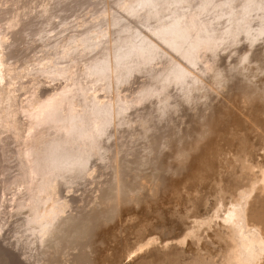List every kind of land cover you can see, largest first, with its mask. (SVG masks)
I'll return each mask as SVG.
<instances>
[{
	"label": "bare ground",
	"instance_id": "obj_1",
	"mask_svg": "<svg viewBox=\"0 0 264 264\" xmlns=\"http://www.w3.org/2000/svg\"><path fill=\"white\" fill-rule=\"evenodd\" d=\"M57 1L58 5L63 2L62 0L61 2L59 0ZM48 5L46 6L45 3V7L40 11L42 14L51 12V7ZM99 9V14H96L95 21L93 22L94 19H92V21L88 20L89 22H85L86 25H83L86 29L84 28L81 32H77V34L67 35L68 37L66 36L62 40L56 39L54 42H49L50 36L47 35V28L45 29V27H42L41 29L35 30L37 31V36L40 35L39 39L43 40L46 38L47 42L50 43L46 46L50 45V48L52 47L56 52L53 56L49 55L46 60L43 58L39 60V62L37 61L38 63H33L34 65H31L32 68L28 66L25 73L18 72L17 69V72L13 73L15 70H13L14 68L12 69V66L10 67L8 61V56L12 54H10V52H13L10 51V48L15 44L17 39L15 38L16 41L10 39L6 32H0V142H4L6 137H8H3V133H10V137L8 138L15 139L16 142L19 143L17 150L14 151V156L18 159L19 169L18 172L11 175L10 184L15 186L14 197L12 198L14 203L13 206L18 213L24 215L19 225V228H21L19 231L21 233V239L19 240H23L22 242H25L28 247L31 246L29 248H31L32 251L38 252H36V254L29 253L28 257H30V259L37 254H39V256L41 254L47 255L46 253L50 248L52 249L54 246L60 245L62 241L66 240V243L67 240L71 241V239H75L79 236L81 237L82 233L84 236L86 226L88 223H91L90 221L93 220L96 212L94 216L89 212L85 214H77L78 211H76V213L68 212V208L72 206H70V203L73 202L71 201L73 198L70 200L69 198L67 199L60 196L59 183L64 182L65 184H70L76 181V179L88 178L93 175L92 172H94V169L92 170L91 159L94 157L95 161L96 159H101L102 162H104L103 160L105 159L117 157L118 154L117 156L111 154V157L107 154V152L110 151L109 149H112L110 148L111 145L107 142L110 141L109 138L112 136L114 137L115 133L118 134L119 127L122 125L128 126V124L134 123V120L141 125L147 124L145 128H143L144 126L142 125L141 132H143L144 129L147 130L152 124H154V126L156 125V122H151V118H149V120L146 119L152 117L151 115L149 116V114L152 113L149 112L148 117H146L147 114L144 115L146 112L143 111L146 109H143V107H141V109L138 108L139 110L137 109L136 111L145 113L141 115L142 113L139 112L140 115L138 113L137 118L134 119L132 116V118L129 116V110L137 108L139 106L138 104L144 101L146 104L149 102L146 100H152L155 97L156 100H152V103L155 105H152L157 106L156 109L161 111H158L159 114L155 111L156 109H154V112L158 113L159 116L161 114V116H166L167 113L164 114L166 110L176 109L175 111H177L178 107L179 110L184 108L180 106L183 101H181L182 98L186 99V103L193 100H195L194 102L196 103L203 98L200 102L205 103L208 112L209 108L207 107H209V101L212 99L208 98L210 97V93L208 92L213 91L212 93H214V91H222L221 89H229L230 86L233 89L232 86H235L233 80L237 78H234L235 71L236 73L239 71L242 75L244 72L241 70H245V72L248 70V73H245L246 78H243L245 79L243 83L245 87H241L242 89L246 90L245 88H247L245 82L249 83V89L252 91L255 89L258 90L259 87L255 86V83L258 81L253 83L254 80H252V74H250L249 70L254 69V65L257 64L256 62H258V64L260 63L259 59H261V57L262 59L264 58V0H110ZM130 16L139 18L140 21L138 19L136 20L138 24L133 21L135 18L131 20ZM50 18L49 20H52ZM21 21L23 20H21V18L18 19L17 16L16 18L12 17L9 19L8 26L10 29L12 28L14 30ZM102 21L108 23L103 25ZM27 29L28 28H26V30ZM16 31L14 30V32ZM22 34V36H24L26 33ZM34 36H36L35 33ZM244 38L247 39L246 41L248 43L242 44L243 47H240L239 50L237 44L241 43ZM257 45L260 49H258ZM260 45H262V48ZM233 46H235V48ZM228 48H230L231 51ZM225 49H228L229 52L232 53H235V50L236 53L238 51L239 55H236V57L239 56L238 60L235 55L232 54V57H234L233 63L228 62L229 64H225L226 62H224V60L220 62L225 58L221 57L222 55L220 52H223ZM257 54H259V59L255 57ZM227 56L229 58L230 54L226 55V57ZM232 57H230V59ZM253 58H256V61H253ZM63 59L67 60L65 61ZM257 59L259 61H257ZM262 61L263 64L261 63L260 66L256 65L255 68L257 70L260 68L264 71V60ZM250 63L255 64L252 65ZM249 64L253 67L251 68ZM139 71L149 73V76L146 73L147 80L140 82L141 84L137 87L132 86L133 88H130L131 93L129 95L123 94L121 86L124 83L127 84L132 76ZM258 71L260 72V70ZM31 73L35 78L33 79V85L29 86L32 93L28 99L24 101L26 103L21 102L22 100L18 101V96H15L13 88L11 89L10 85H13V80L17 78L21 79L25 74L29 75ZM38 73L45 75L44 78L50 79L52 82H54L53 80H61V78L64 82H59L60 84H56L55 87L46 86L44 82L48 83V81L39 79ZM239 73L236 75L239 76ZM239 81L243 82L242 76ZM248 83L247 86H249ZM240 84L242 85V83ZM238 85L236 87H238ZM262 85L264 84L262 83ZM262 85L260 84L261 87H263ZM23 86L24 85H22V87ZM174 88V92L177 90V93L175 92L176 94L171 92ZM242 89H237L238 91L236 90V92H239L237 94L240 95L242 92L243 94L241 95L245 96L246 94L245 98L250 97L249 100L251 101L256 90L254 93H248H253V95L247 96V91L250 90L247 88L248 90L244 93L245 91L243 92ZM197 91L200 93H196ZM232 91H235V89ZM258 91H262L259 95L263 94L262 88ZM100 92H104V94ZM223 92L225 94L227 93L225 91ZM223 92L219 95H224L222 94ZM212 93L210 94L211 97ZM256 94L255 96L258 97V93ZM178 97L181 99L178 100ZM217 97L219 98V96ZM16 98L18 100H16ZM258 98L261 100L262 96ZM249 100H247V102ZM206 101L209 103H206ZM215 101L216 99L213 98L211 101L212 104H214L213 102ZM255 101L253 104L249 103V105L256 104V107L259 103L264 101V95L263 101L261 100V102L259 101L258 103L257 100L256 102L258 104ZM194 102L191 103L194 105ZM184 103L185 101L183 105ZM198 103L196 105H198ZM145 104H142V106H146ZM212 104L210 108H213ZM152 105L150 101L151 107L149 105L147 106L153 111L152 108L154 107H152ZM217 106L216 103L214 107L216 108ZM258 107L259 106H257V108ZM257 108H254L255 112H258L255 110ZM261 108L257 110L262 112ZM191 109L190 111H192ZM201 109L199 108V110ZM262 109L264 110V107ZM212 110H214V108ZM214 112L215 110L209 112V114H214ZM175 113H172V115ZM196 114L198 113L196 112ZM202 114L203 112L199 115ZM204 114L206 115V112ZM209 114L207 113V115ZM262 114H264V111L261 115ZM22 115L27 117L26 121L21 120ZM205 115L203 117H205ZM154 117L156 118L158 116L155 115ZM152 120H154V118ZM148 121L152 124L148 123ZM148 124H150V126ZM130 126L131 125H129V127ZM146 126L148 127L146 128ZM151 127L149 130L152 132L153 130L151 129L156 130L158 126L156 128H153V126ZM149 132L145 133V136L146 134L148 135ZM130 134L132 133L130 132ZM138 135L139 134H137V136ZM142 135L141 137L134 136L137 137V139L145 138ZM158 139L159 138H157V143ZM151 140H148V142ZM106 143L110 146H107ZM151 143L154 144L155 141ZM161 143H163V141ZM161 143L160 148L162 146ZM149 144L150 143H148L147 146ZM158 144L155 143L154 146L152 145L150 148H154ZM118 148H120V146H118ZM147 149L151 151V149ZM150 151H148V153ZM152 151L150 154L147 153L149 160L151 154L155 155L157 153L156 149L154 150L156 153H152ZM114 153L117 152L114 151ZM143 157L144 159L146 158V156ZM152 158L154 159V157ZM144 159L143 161L140 160L142 165L143 163L145 165V162H147V160ZM112 161L113 160L109 162L107 160V163L109 162L108 164L111 165ZM149 163L151 164V161L148 162V164ZM122 164L124 165L125 163ZM126 164H128V162ZM97 165H95V170L97 169ZM155 165L158 164L154 163L153 165L155 171L153 178L157 170L159 173L161 172L159 169H155ZM117 166L114 170L116 171L114 172V178V173H112L111 176L114 180L112 178V180L110 179L115 183V188H113V183L111 182V184H108V187L106 186L109 182V178L107 179L108 181L105 180L107 183L104 181L102 185L104 187L106 186L108 190H110L109 186L111 185V188H113L117 194L121 193L120 196H122V192H124L125 195L131 194V197L133 196V198H136L137 196L135 197L132 191L127 194V191L130 189L128 185V190L125 188L126 191L122 190V185L125 183L121 185V179L126 177L122 178L125 174L123 175L120 172L121 170H117ZM126 166L127 165H125V167ZM119 167L122 168L123 166L121 167L119 165L118 169ZM163 169L164 168L161 170L163 171ZM252 169L251 167L250 170ZM123 171L125 170H122V172ZM162 173L155 176L153 180H156L160 175L163 176ZM250 174V182L248 181L249 183L242 188L241 186L239 189L237 187V189L232 192L233 194L228 197L229 199L226 198L225 200L223 196L215 199L209 209H206L205 212L198 215L200 217L202 216V220H195L192 222L190 231L188 229L189 232L184 234L183 242L188 240L190 245L194 246L198 241L200 242L201 238L199 237H201V233L213 227L215 228L214 234H228V237L226 235L225 237L227 238L225 239L229 238V246L227 245L229 247L228 253H226V255L224 254L223 261L220 259L221 262L219 264H264V164L262 163V165H259V170L257 172L252 170ZM161 176L160 178H162ZM164 177L165 176H163V178ZM158 180H156V182ZM163 180L160 179L159 181L163 182ZM155 184L153 186H160L159 183H157V185ZM113 192L114 191H112V193ZM117 194L114 193L116 196ZM103 195H105V193ZM103 195L101 194V200L103 199ZM108 195L105 196V198L108 197ZM129 199L130 198H128V201ZM95 200H97L96 197ZM108 200H112L114 203L116 201L115 199H107V201ZM133 200L137 201V198ZM124 201L125 199H123V202ZM119 202L120 201L116 203L120 204ZM102 205H100V207ZM115 207L108 208L111 209V211H108V209L106 210L107 213L110 212L109 216L112 211L115 213V210H113ZM93 208L96 209L95 206ZM97 208L100 213L99 207ZM70 209L71 208H69V210ZM80 210H82V208ZM101 211L103 213L102 209ZM113 212L112 214H114ZM102 213H100L101 216ZM107 213L103 216L109 218V216L106 215ZM101 221L102 220H100V222ZM96 222L94 221L93 226H95ZM1 223L0 229L3 228ZM217 225L221 227L218 226L220 227L218 228L216 227ZM93 226L91 225V227ZM221 234L219 235L222 236ZM81 238H77V240H81ZM69 241L68 243H71L72 246L75 244L72 243L73 240L72 242ZM146 242L147 245L151 244V239ZM60 246L58 248L59 250L61 249ZM69 246L72 247L70 244ZM56 247L53 249L56 250ZM134 247L138 248L137 245ZM2 252L3 249L0 248V260H2ZM78 252H74L75 254L72 257L73 261L70 259L71 262L68 260L69 262L67 261V264H82V262L84 264V262L89 263L92 261L93 257H90L91 252L89 253L88 251L90 256L85 255L87 251L84 255L82 251V253L80 252L81 254ZM60 253L63 252L61 251ZM8 258L10 259V257ZM6 260L4 261L5 263H7ZM11 260L12 259H10V263H12ZM27 260L29 261L28 258ZM22 262L23 261H21V264ZM1 263H3V261H1ZM91 263L93 264L94 261L90 262V264Z\"/></svg>",
	"mask_w": 264,
	"mask_h": 264
},
{
	"label": "rangeland",
	"instance_id": "obj_2",
	"mask_svg": "<svg viewBox=\"0 0 264 264\" xmlns=\"http://www.w3.org/2000/svg\"><path fill=\"white\" fill-rule=\"evenodd\" d=\"M59 1L61 2V0ZM62 1L63 2L59 3L58 5L57 0H0V32L1 31L6 32L7 36H9L10 39H14V40L15 38L17 39V41L15 40L16 41L14 44L15 46L12 45V47L10 48V51H13L10 52V54L11 53L12 54L8 56L10 67L12 66V69L14 68L13 70H15L13 73L17 71L25 73L26 72L25 70L27 69L28 66L29 68L30 67L32 68V66L34 65L33 63L36 64L39 62V60H42L43 58L46 60V58L49 55L53 56L56 50L52 49V47L50 48V45L46 46L47 44H50L49 43L50 41L54 42V40L56 39L62 40L67 35L70 36L73 34H77V32L79 33L82 30H84L85 28L84 26L86 25L85 22H89L88 20L92 21V19H94L93 20L94 22L95 17L97 16L96 14H99V10H100L99 8H102L104 4L107 1L109 2L110 0H104V1L103 0L102 1L101 0H66V1L62 0ZM45 3L46 6L50 3L48 6L51 7L50 13L53 12L52 14L50 13L42 14V12H40L45 7ZM16 16L18 19L21 18V20H23L19 22L18 26L15 27L14 29L15 31L20 30L19 32L18 31L14 32V30L12 28L10 29L8 26L9 19H11L12 17L16 18ZM132 17L131 20L135 18L133 20L135 21V23L138 22L136 21L137 19L140 21V19L136 18V16H134L133 18ZM49 18L52 20H49ZM107 23L108 22L106 21L104 22L102 21L103 25H106ZM20 27H22L23 30ZM42 27L43 28L45 27V29L47 28L46 31L48 30L47 35L50 36L49 37L50 40H48L49 42H47L46 38L40 40L39 39L40 35H38L39 37L37 36V31L35 30L41 29ZM24 28L25 30L26 28L28 29L25 31ZM15 33L18 35H16ZM22 33H26V34L29 33L33 35L27 34L29 35L27 36L25 34L26 36L25 35L22 36L23 35ZM34 33L36 34V36H34ZM246 40L247 39L244 38V40H242L241 43L237 44L239 50L240 47L242 48L244 44L248 43ZM235 46L233 47L235 48ZM260 46L262 48V45ZM237 47L236 49L238 50ZM228 49L230 50V48ZM228 49H225L226 51L224 50L223 52L222 51L220 52L222 55L221 57L226 58V59L225 58L222 59L220 62H223L224 60V62H226L225 64H227L228 62H232V63L234 62L233 60L234 57H232V54H234L235 57L236 55H239L238 53L239 50L236 53V50L234 49L235 51L234 50L233 51L236 53L235 54L229 52ZM258 49H260L259 46ZM228 54H230L229 58L228 56L226 57V55ZM230 57H232L231 58L232 60L230 59ZM238 57H236L237 60ZM255 57H258V59L260 58L259 54H257ZM255 59L253 58V61ZM258 59L257 61L260 60V63L259 64L258 62H256L257 64L253 63L255 64L254 69H250V67L252 68L253 66L250 65L252 63L249 64L250 66L249 72L255 77L254 78L251 75V77L253 78L252 80H254L253 83L258 81L257 83H255V86H259L263 90V94L260 95L259 93H261L262 91L261 92L258 91L260 90L259 87L258 90L255 89L257 92L254 90L255 95H257L256 93H258L259 95L258 97L262 96L261 100L263 101L264 85H262V83L264 84V71L263 69H260L258 67L261 65V63L263 64L262 60H264V58L262 59L261 57V59L259 60ZM63 60L66 61L67 59H63ZM256 65H259L257 68L258 70H260L261 73L255 68ZM253 70L256 73H254ZM241 71L244 72V74L241 75L239 71H237V73L235 71L234 78L236 77L237 78L233 80L235 84V86H232L233 89L230 86L229 89L223 88L221 89L222 91L220 90H219L220 92L217 91L219 93H217L216 91H214V93H212L213 91L208 92L210 94L212 93V97L210 94H209L210 97H208L209 99L212 98L209 101L210 105L207 104L209 105V107H207L209 108L208 112L205 103L200 102L202 101L203 98L202 99L200 98L201 100L198 102L203 103L204 105L198 102L195 103L194 102L195 100L191 101L194 102V105L193 103L187 100L188 101L187 102L188 105H187L186 99L185 98L181 99L179 97L177 98L178 100L179 99H181V101L183 100L180 106H182L181 108L183 107L184 108L179 110L178 107L179 110V111L177 110L178 112L175 111L176 109L166 110V112H164V114L167 113L166 116L164 115L161 116L162 114L160 115L162 119L158 115V113L161 110L160 111L157 110L156 109L157 106H153L155 104L152 103V100H156L155 97L152 100L149 99L146 100L149 101L146 104L144 101L143 103L138 104L139 106L137 105L138 106L137 108H133L129 110L128 111V114H130L129 116L130 117L132 116L134 119L137 118L139 112L142 113V111L138 112L136 110L138 108L141 109V107H143V109L146 110L143 109L142 110L145 111L146 113L143 112L141 115L145 113L144 115L147 114L146 117H148L149 112L154 114V115L149 114V116L151 115L154 118V120H152L153 119L152 117H148L146 119L149 120V118H151L150 119L151 122L152 121H153L152 123L156 122V125L154 126V124H152L149 121L148 123L152 124L151 126H153V128H156L157 126L158 127L156 128V130L151 129L154 131L153 133V131L151 132L149 130L151 126L150 124H148L150 127L146 126V128L148 127L147 130L148 132L150 131L149 132L150 135L146 134L145 136V133H148L147 130L144 129L145 132L144 131L141 132L140 130H142L141 128L142 125L144 126L143 128H145V125L147 124L141 125L140 123H136L134 120V123L128 124V126L122 125L121 127H119L118 134L115 133L114 137L113 136H112L113 138L111 137L112 139L109 138L110 141H108L109 139L107 140L108 142L106 141L108 144L111 145L110 148H112L109 149L111 152L109 151L107 152V154H109L110 157L112 156L111 154H113V156H117L118 154L117 157H112L111 159L109 158L107 159L109 162L113 160L111 165L108 164L109 162L107 163L106 159L103 160L104 162H102L101 159H99L100 161L98 159H96L95 161V157H94L91 159L92 170L94 169L93 170L94 172H92L93 175H91L88 178L86 177V178H79L78 180L76 179V181H74L75 183L74 182L70 184L69 183L65 184L64 182L59 183L60 196L65 197L67 199L69 198L70 200L73 198V200H71L73 202L70 203V206L71 205L72 206L69 207L71 208L70 209L71 211L68 208V212L76 213V211H78L77 214L79 213L85 214L89 212L93 216L95 212L96 214L94 218L92 217L93 220L90 221L91 223H88V225L86 226V229L84 231L85 238L82 235L83 234L82 233L81 234L82 238L80 236L77 237L79 239L81 238V240L79 239L77 240V238L71 239V241L67 240L66 243H68V241L72 242L73 240L72 243H75L73 244L74 247L72 246L71 243L66 244L65 243L66 240L62 241L60 242L61 244L59 243L61 246L56 245L57 247L56 246L53 247V248L55 247L57 248L56 249L57 252L55 249L50 248L51 251L49 249L48 252L50 253L47 252L46 253L47 255L41 254L39 256V254H37L38 256L35 255L36 257L34 256L30 259V257H28L29 253L36 254L37 251L34 250L32 251L31 248H29L31 246L28 247V245H26L25 242L24 243L22 242L23 240H19L21 239L20 238L21 233L19 232L21 228H19V225L22 216L24 215L18 213L13 206L14 203L12 201V198L14 197L13 195L15 191L14 190L15 186L13 184H10L11 175L13 173L15 174L16 172H18L19 169L18 159L16 156H14V151L17 150V146L19 143L16 142L15 139L8 138L10 137L9 136L10 133L7 134L3 133V137L6 136L8 137H6L4 142H0V223L2 222L1 224L3 225L2 226L3 228L0 229V248L3 249L4 252V253L2 252V258H1L2 260H0V264H7L8 262H9L8 264H12L15 262H16L15 264H17L19 261L20 262L18 264H21V261H23L22 264L24 262H25L24 264H65V263L67 264L68 260L70 261L71 259V261H73L72 257L78 251L79 254L83 252V255L86 251L87 254L85 255H89L88 251L89 253L91 252L90 253L91 256L90 255L89 256L93 258L92 261L90 262L94 261V263L96 262L95 264H219L221 261H223L224 258L223 256H225L226 253H228V248H229L228 247L229 238L225 239L228 237V234L218 233V235H216L213 233L215 228L212 227L208 229L206 232L204 231L201 233V237H199L201 238L200 242L198 241V243L195 244L194 246L190 245L188 240H186V242H183V239H184V234L190 231L192 222L195 220L196 221L202 220L201 219L202 216L200 217L198 215L205 212L206 209H209L215 199L221 198L223 196L225 197L226 200V198H228L233 194L232 192H234V190L237 189V187L238 189L240 188V186L242 188L250 182L249 181L251 177L250 172L252 170L257 172L259 170V165L260 164L262 165V163L264 164V120H263L264 114L261 115V113L264 111L262 109L264 107V101L261 102V100H259V98L256 97L255 95L254 96L257 99L254 96H252L253 99H251V101L258 100L257 101L258 103L259 101L261 102L259 103V105H257L260 108L263 106L261 108L262 110L261 112L260 110H257L260 108L259 107L257 108V106L255 107L256 105L255 103H254L255 105H252L254 101L251 102L249 100L250 97L249 98L247 97L248 98L247 99L245 98L246 94L245 96L241 95L243 94L240 91L242 89L241 87L243 88L245 87L243 85L245 79L243 78H246L245 73L246 72L248 73V70L246 72L245 70H241ZM146 73L147 75L149 74L148 72H144V71L136 72V74L132 76L133 79L131 78L127 82V84L124 83L121 86V90L123 91L122 93L129 95L131 93L130 88L137 87L139 86V84H141L140 82L146 81L147 80ZM238 73L240 77L236 75ZM26 75L28 74H25L24 76ZM40 75L41 73L38 75V78L42 80L43 79L47 80L48 83L44 82V84L49 87L50 86L55 87L56 84H58L59 82L60 83L64 82L62 78L61 80H53L54 82H52L50 79L44 78L45 75H41V76ZM24 76L21 79L17 78L16 80H13V85H10L11 87L9 86L11 89L13 88V93H15V96H18L17 98L19 100L17 98L16 100L18 101L22 100L21 102L26 101L28 97L31 95L32 91H30L31 89L29 86L33 85L34 83L33 79H35L32 73L26 77ZM241 76L243 82L239 81V79H241ZM240 83H242V85ZM247 83L248 82H245L246 87L249 89L250 85L248 83L249 86H247ZM258 83H260L263 87H261L260 84ZM22 85L24 86L22 87ZM237 85L238 87L240 86L239 87L240 88L239 91L241 92L240 95L237 94L239 92H236V90L239 89L238 87H236ZM247 88H245L246 90L242 89L243 92L245 91L244 93H246V91L248 90ZM234 89L235 91H232ZM173 90H175V88L171 90L172 93L175 92L177 93V90L175 92ZM249 90L250 91H247V96L253 95L254 91H252L251 89ZM223 91L227 93L225 94ZM221 92H223L222 94L226 96L219 95L221 94ZM250 92L253 93L248 94ZM100 93L104 94V92H100ZM196 93H200V92L197 91ZM214 94L219 96V98ZM213 98L216 99V101L213 103L215 105L217 103L218 105L216 108L214 107L215 105L212 104L211 102ZM246 99L249 100L250 102L249 101L247 102ZM150 101H151V105L153 104L152 107H154L152 108L153 111L147 106V105L150 106ZM184 101L185 103L183 105ZM209 102L206 101V103ZM197 103L198 105H196ZM249 103L252 104L249 105ZM142 104L143 105L145 104L146 106H142ZM211 104L215 110L214 114L213 113L209 114V112L214 111L212 110L213 108H210ZM195 105L198 109L195 107ZM202 105L203 108L205 106L204 109L203 108L201 109ZM190 106L192 109L190 108ZM195 108L197 109V111ZM199 108L201 110H199ZM254 108H257L255 110L258 112H255ZM154 109H156L155 111L157 112L159 111V112L158 113L154 112ZM190 109L192 111H190ZM167 111L169 112V114ZM195 111L198 114H196ZM202 112L203 114L199 115ZM205 112L206 115L204 114ZM172 113L175 114L172 115ZM207 113L210 116L207 115ZM155 115L158 116L160 120L158 119V117L155 118L154 117ZM204 115L206 119L205 117H203ZM23 116L24 115L21 116L22 117L21 120L26 121L27 117L26 116L23 117ZM129 125L131 126L129 127ZM130 132L132 134H130ZM137 134L139 135L137 136ZM152 134L156 138H154ZM134 135L137 137L139 136L141 137L142 135L145 138L137 139V137H135ZM146 138L148 140L151 139L152 140L148 142ZM157 138H159L158 139L159 144L157 143ZM152 141L153 142L155 141V143L158 144L155 146L156 148L154 147L157 153L156 151H154L155 149L153 147L150 148L152 145L154 146L155 144V143L154 144L151 143ZM162 141L163 143H161ZM148 143L150 144L147 146ZM160 143L162 144L161 148H160ZM108 144L107 146H110ZM118 146H120V148H118ZM146 147L151 149V151L154 149L152 153H156L155 154L156 157L154 154H151V156H149L150 157L149 160V158L147 157L148 156L147 153L150 150H148ZM118 150L121 153H119ZM114 151H116L117 153H114ZM151 151L148 154H150ZM143 156H146V158L144 159ZM142 157L144 160H147V162L144 161L146 163L145 165L144 163L143 165L141 164L142 163L141 161H143ZM152 157H154L155 162ZM151 158L153 159V162ZM156 160L159 162H157ZM114 161L115 162L117 161L116 165ZM126 161L128 162V164H126L127 163ZM150 161L151 164L150 163L149 164L151 166L148 164V162ZM122 163L125 164L123 165ZM154 163L158 164L155 165V169H159V171H161L160 173L164 172L162 173V175L165 176L163 178V176L160 175L162 178H160L159 176L158 178L156 177L157 178L156 180H158L159 178L162 180L164 179L163 180L164 183L159 181L160 179L157 182L156 180H153L155 179V176L160 174L157 170L156 172L159 174L156 173L153 178V175L155 173L153 166ZM117 164L118 166L120 165L121 167L122 166L123 167L122 168L119 167L118 169ZM95 165H97L96 170H95ZM125 165L127 166L125 167ZM116 166H117V170H121L120 172L123 175L124 174L126 175V176L125 175L122 176V178L124 177L126 178L121 179L122 182L121 185L125 183L122 185L123 186L122 190L123 191L128 190L127 187L128 185L130 189L131 188L132 189L131 190L129 189L127 191L128 193L127 192L126 193L129 194L132 191L134 196L135 197L137 196L136 197L137 201L133 200L136 198H133V196L131 197V194H129L130 195L129 197V195H125L124 192H122V196H120L121 193L117 194L113 189L115 188L114 186L115 183L111 180L114 178L115 175L114 172H116L114 170L116 169ZM161 167L164 168L163 171L161 170L162 169ZM251 167L253 168L252 170H250ZM122 170H125L126 172L123 171L124 172L123 173ZM112 173H114L113 178L111 177ZM108 178H109V182L107 183L105 180H107ZM104 181L105 183H107L106 185L107 187L110 182L113 183V188H111L112 187L111 185L109 186L111 191L108 190L106 186L104 187L102 185ZM125 181L126 182L129 181V182L126 183ZM154 181L156 182V184ZM153 182L155 185L159 183L160 186L159 187L153 186L154 185ZM153 187H155L156 189ZM99 189L102 191H100ZM109 191L111 194L109 193ZM112 191L114 192L112 193ZM104 193L105 195H103ZM114 193L117 194V196L114 195ZM101 194L103 195L102 200L100 199V197L102 198ZM106 194L107 195L110 194V195H108V197L105 198V196H107ZM118 195L121 198H119ZM126 196L130 198L129 201ZM95 197L97 200H95ZM112 197H116V198H112ZM105 199H106V203H105ZM107 199H115L116 201L114 203V201L108 200L111 201L108 202ZM123 199H125L126 202L125 201L123 202ZM117 200L120 201L119 202L120 204L123 203L121 204L122 206L120 204H117L118 203ZM95 202L97 203L99 202V203L97 204ZM100 205L102 206L100 207ZM94 206L96 207V209L93 208ZM109 206H111L112 208L115 206L118 207V208L115 207V209H113L115 210V213L116 212L117 213L115 214L112 211L114 214H112L111 212V215L109 216L110 212L107 213L106 211L108 208H111ZM97 207H99L100 213H102L101 209L103 210L102 216L98 212ZM81 208L82 210H80ZM109 210L111 211V209H108V211ZM105 213H107L106 215H108L109 218L107 216L106 217L103 216L105 215ZM100 220L102 221L100 222ZM94 221L96 222L95 226H93ZM91 225L93 227H91ZM218 226L220 225H217L216 227ZM219 234H221L224 237L220 236ZM226 235L227 237H225ZM149 239H151V244L147 245L146 241ZM69 244L72 247H70ZM65 245L68 247H66ZM136 245L138 248L134 247ZM59 246L61 248L60 250L58 249ZM61 251L63 253H60ZM52 252L55 253L53 254ZM8 257L12 259L11 260L12 263H10V259ZM27 258L29 259V261L27 260ZM5 260L7 261V263L4 262ZM1 261H3V263H1ZM90 262L89 263L84 262V264H90Z\"/></svg>",
	"mask_w": 264,
	"mask_h": 264
}]
</instances>
